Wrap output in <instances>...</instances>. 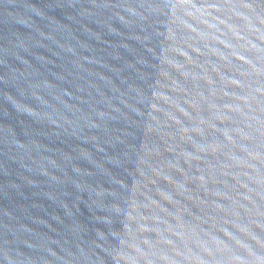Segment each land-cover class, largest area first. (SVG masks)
Segmentation results:
<instances>
[{"label":"water","instance_id":"obj_1","mask_svg":"<svg viewBox=\"0 0 264 264\" xmlns=\"http://www.w3.org/2000/svg\"><path fill=\"white\" fill-rule=\"evenodd\" d=\"M0 264H264V0H0Z\"/></svg>","mask_w":264,"mask_h":264}]
</instances>
